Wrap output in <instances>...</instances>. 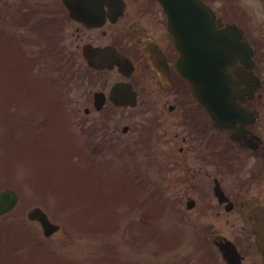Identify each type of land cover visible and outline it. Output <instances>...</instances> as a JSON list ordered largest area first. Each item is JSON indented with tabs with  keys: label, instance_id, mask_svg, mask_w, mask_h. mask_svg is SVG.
Listing matches in <instances>:
<instances>
[{
	"label": "flooded vegetation",
	"instance_id": "1",
	"mask_svg": "<svg viewBox=\"0 0 264 264\" xmlns=\"http://www.w3.org/2000/svg\"><path fill=\"white\" fill-rule=\"evenodd\" d=\"M193 1L213 11L205 15L216 28L234 25L251 47L253 83L244 86L251 94L239 99L244 134L214 127L206 111L192 109L195 100L179 87L163 0H0V49L16 66L60 71L57 87L73 105L83 149L119 145L126 159L140 157L142 176L155 163L157 194L171 204L159 208L170 214L166 241L182 246L173 261L264 264L249 216L264 204V0ZM113 51L128 59L120 66ZM98 59L107 62L97 66ZM230 64L231 71L243 66ZM127 83L138 104L115 106L113 87ZM134 110L157 118L154 140Z\"/></svg>",
	"mask_w": 264,
	"mask_h": 264
},
{
	"label": "rangeland",
	"instance_id": "2",
	"mask_svg": "<svg viewBox=\"0 0 264 264\" xmlns=\"http://www.w3.org/2000/svg\"><path fill=\"white\" fill-rule=\"evenodd\" d=\"M11 71V67L0 66V190L14 187L20 193L21 200L12 212L0 216V264H179L180 260L173 261V258L182 247L171 252L169 259L163 260L159 256L161 252L157 254L158 243L139 239L142 234L138 233L139 227L135 224L142 220L144 208L166 205L156 192L159 175L155 171V163L149 162V170L141 177L142 164L132 160V181L129 178L130 168L123 165V161H119L122 164H113L115 160L111 159L107 166L98 167L91 178L89 174L92 169L87 168L88 172L84 173L81 170L84 166L73 162L72 157L75 160L77 157L75 147L66 142L60 143V140H47L46 144L42 136L38 137V123L46 122L34 110L38 107L32 96L36 95L31 83L34 79L18 83L20 92L24 90V95L20 96V92L15 93L12 86ZM20 71V76L23 71L27 72L22 68ZM42 97L50 100L52 110L66 109L69 104L62 101L61 95L47 88ZM39 102L45 103L42 99ZM30 108L29 111L25 110ZM53 116L55 118L48 121L50 124L40 125L44 133L59 121L64 124L60 132L72 135L75 129L79 132L73 116L62 118L56 112ZM23 117L25 120L31 119V129L26 131L24 138L21 135L22 125L18 124V119ZM136 119L148 121L145 115H139ZM59 128L56 126L54 130ZM45 137L49 138V135ZM63 138L59 137L61 140ZM67 140L72 143L68 137ZM74 151L75 157L72 155ZM95 166L93 164L91 167ZM96 177L105 180L99 188L94 185ZM134 180L137 183L143 181L146 195L139 197L140 193H132L135 190ZM119 183L117 197L112 199L116 196L115 190L112 197L104 193L101 205L96 204V195L88 192L102 191L105 187L112 190ZM34 205L45 206L50 218L61 224L60 230L48 238L44 237L39 223L26 218V211ZM170 205L168 201L165 211L169 210L167 206ZM166 217L170 219V214L162 212L157 221L160 226ZM110 249L113 258L107 253ZM190 249L189 246L187 253ZM111 259L118 261L115 263Z\"/></svg>",
	"mask_w": 264,
	"mask_h": 264
},
{
	"label": "water",
	"instance_id": "3",
	"mask_svg": "<svg viewBox=\"0 0 264 264\" xmlns=\"http://www.w3.org/2000/svg\"><path fill=\"white\" fill-rule=\"evenodd\" d=\"M189 1L191 2V0ZM195 5L190 4V8L196 9L197 5ZM167 9L170 16V29L177 38H180V50L182 52L180 70L192 84L193 93L200 104L210 112L212 118L218 124H224L226 121L230 122L239 117L242 111L238 102V98L241 95L240 80L229 75L222 60L214 59L215 52L211 51V54H208L209 56L198 54L197 57L195 56V51L187 49L189 39L185 36L189 32L196 34L200 30V22L198 23L196 20L193 19V21L189 18L193 13L191 9L185 10L184 12L187 13L181 15L179 27L176 24L180 13L177 12L174 6H168ZM191 25L194 26L193 32L192 30L190 31ZM199 33L202 37H207L202 30ZM182 38L184 41L181 43ZM18 199L19 197L13 189L2 191L0 193V214L11 210L18 202ZM28 215L31 219L40 221L44 234L47 236L59 228V225L52 222L39 207L31 209ZM253 224L258 234L259 246L264 255V208H258L255 211Z\"/></svg>",
	"mask_w": 264,
	"mask_h": 264
}]
</instances>
